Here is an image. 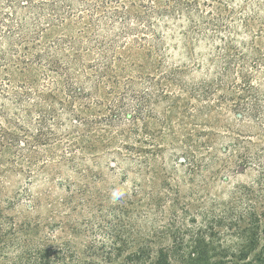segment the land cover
<instances>
[{"label": "trees", "instance_id": "1", "mask_svg": "<svg viewBox=\"0 0 264 264\" xmlns=\"http://www.w3.org/2000/svg\"><path fill=\"white\" fill-rule=\"evenodd\" d=\"M65 28L73 33H56ZM201 44L206 51L195 55ZM131 49L144 54L153 72L121 80L115 62ZM173 49L184 60H171ZM33 68L42 70L39 77L13 82L8 76ZM192 71L200 72L197 80H188ZM262 88V0H0V178L14 170L31 180L32 166L45 172L49 164L87 178L86 163L100 151L110 166L127 161L149 213L164 209L161 196L144 190L160 153L149 128L158 107L183 100L195 128L174 147L176 165L193 171L230 163L240 147L246 162L249 125L264 133ZM258 150L256 158L264 160L263 147ZM166 173L161 186L168 195ZM65 188V208L92 204L87 183ZM74 194L81 196L76 204ZM27 226L0 205V264L107 263L82 259L70 241L30 234Z\"/></svg>", "mask_w": 264, "mask_h": 264}, {"label": "rangeland", "instance_id": "2", "mask_svg": "<svg viewBox=\"0 0 264 264\" xmlns=\"http://www.w3.org/2000/svg\"><path fill=\"white\" fill-rule=\"evenodd\" d=\"M56 33L73 32L65 28ZM166 41L171 45L169 39ZM205 51L201 44L195 55ZM170 52L171 60H184L180 50ZM122 54V60L115 62L121 80L153 72L144 54L135 49ZM41 71L11 69L8 76L13 82H22L27 76L39 77ZM200 75L192 71L187 78L197 80ZM155 116L149 120V128L156 135L160 153L150 163L151 180L144 190L161 196L164 209L156 206L149 213L143 192H134L135 174L127 161L110 166L108 157L99 151L96 160L86 163L87 178L67 166L56 169L51 164L45 172L32 166L31 180L26 174L8 170L0 178L4 213L18 225L29 224L30 234H50L57 241H70L85 260L106 264H264V160L256 158L259 147L264 152L263 131L249 125L246 162L239 158L240 147L231 155L230 163L218 161L190 171L172 161L174 147L195 130L188 122L183 100L171 107L160 105ZM223 144L221 141L218 146L221 157ZM165 170L170 183L168 195L161 186ZM71 181L81 187L87 183L85 199L92 204L64 207L62 201L68 194L65 186ZM74 195L76 204L81 196ZM108 204L117 207L108 209ZM100 243L105 248H98Z\"/></svg>", "mask_w": 264, "mask_h": 264}]
</instances>
